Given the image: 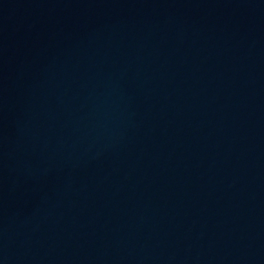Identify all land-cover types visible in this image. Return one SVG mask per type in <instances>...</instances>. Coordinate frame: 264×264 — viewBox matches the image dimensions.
I'll return each mask as SVG.
<instances>
[{"label":"water","instance_id":"1","mask_svg":"<svg viewBox=\"0 0 264 264\" xmlns=\"http://www.w3.org/2000/svg\"><path fill=\"white\" fill-rule=\"evenodd\" d=\"M0 264H264V0H0Z\"/></svg>","mask_w":264,"mask_h":264}]
</instances>
